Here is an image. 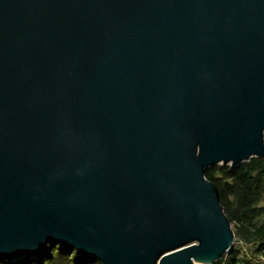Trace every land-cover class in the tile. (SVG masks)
Masks as SVG:
<instances>
[{"label": "water", "instance_id": "95a60500", "mask_svg": "<svg viewBox=\"0 0 264 264\" xmlns=\"http://www.w3.org/2000/svg\"><path fill=\"white\" fill-rule=\"evenodd\" d=\"M264 156V0H0V257L213 264L206 170Z\"/></svg>", "mask_w": 264, "mask_h": 264}, {"label": "trees", "instance_id": "16d2710c", "mask_svg": "<svg viewBox=\"0 0 264 264\" xmlns=\"http://www.w3.org/2000/svg\"><path fill=\"white\" fill-rule=\"evenodd\" d=\"M214 180L226 212L236 225V243L213 264H262L264 256V156H253L236 167L218 163L206 170ZM259 256V263L253 257ZM252 257V258H251ZM0 264H103L82 254L78 248L52 241L42 253H29L17 259L0 257Z\"/></svg>", "mask_w": 264, "mask_h": 264}, {"label": "built area", "instance_id": "2783aa9c", "mask_svg": "<svg viewBox=\"0 0 264 264\" xmlns=\"http://www.w3.org/2000/svg\"><path fill=\"white\" fill-rule=\"evenodd\" d=\"M236 243L245 244L244 240H239V239L237 238V236H236L235 244H236ZM261 261H262V264H264V256L262 257Z\"/></svg>", "mask_w": 264, "mask_h": 264}, {"label": "rangeland", "instance_id": "374dc122", "mask_svg": "<svg viewBox=\"0 0 264 264\" xmlns=\"http://www.w3.org/2000/svg\"><path fill=\"white\" fill-rule=\"evenodd\" d=\"M263 219H264V216H263ZM233 228L236 229V225H235V223H233ZM235 231H236V230H235ZM251 256L253 257V259L255 260V262L259 263V256H258V257H254L253 254H252ZM252 257H251V258H252Z\"/></svg>", "mask_w": 264, "mask_h": 264}, {"label": "bare ground", "instance_id": "6f19581e", "mask_svg": "<svg viewBox=\"0 0 264 264\" xmlns=\"http://www.w3.org/2000/svg\"><path fill=\"white\" fill-rule=\"evenodd\" d=\"M197 264H202V263H197Z\"/></svg>", "mask_w": 264, "mask_h": 264}]
</instances>
